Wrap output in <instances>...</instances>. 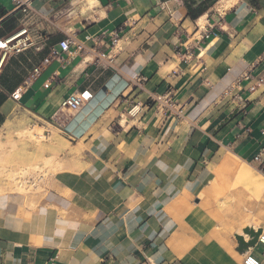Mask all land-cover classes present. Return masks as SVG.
<instances>
[{"label": "crops", "instance_id": "1", "mask_svg": "<svg viewBox=\"0 0 264 264\" xmlns=\"http://www.w3.org/2000/svg\"><path fill=\"white\" fill-rule=\"evenodd\" d=\"M28 6L0 0V40L26 28L35 44L0 48V127L31 109L57 121L82 157L44 194L0 191V264H245L247 255L264 264L263 243L240 252L235 236L254 224L264 232V203L226 233L218 205L233 180L234 190L252 184L241 162L264 171V0ZM220 7L223 28L197 45V23ZM67 37L84 49L35 74ZM84 90L92 97L80 111L62 106Z\"/></svg>", "mask_w": 264, "mask_h": 264}, {"label": "rangeland", "instance_id": "2", "mask_svg": "<svg viewBox=\"0 0 264 264\" xmlns=\"http://www.w3.org/2000/svg\"><path fill=\"white\" fill-rule=\"evenodd\" d=\"M56 122L40 118L31 109H18L0 127V191L44 194L52 177L67 167L68 160L82 157L78 147H73L71 142L59 136ZM241 165L249 169L243 175L248 181L253 182L260 176L264 178V171L255 163L244 161ZM234 182L218 204L224 214L220 223L224 233L225 230L240 229L246 207L264 203V193L253 183H244L234 190Z\"/></svg>", "mask_w": 264, "mask_h": 264}, {"label": "built area", "instance_id": "3", "mask_svg": "<svg viewBox=\"0 0 264 264\" xmlns=\"http://www.w3.org/2000/svg\"><path fill=\"white\" fill-rule=\"evenodd\" d=\"M15 7L23 8L26 10L28 8V3L31 0H12ZM227 11L224 7H220L219 10H217V17L215 19L207 18L206 23H197L198 28L201 30L200 37L197 39V45L201 43V41H205L210 39L213 35L216 34V29L223 28V24L226 20ZM22 33L16 37H13L15 34L5 37L3 40H0V48L4 50L5 53L12 52L14 54L21 53L30 47L35 46L32 36L27 32L26 28H23ZM19 31V32H20ZM187 32V31H186ZM25 33V35L22 36V34ZM188 33V32H187ZM88 38V37H87ZM119 39V31H113V38L112 43L115 45ZM14 41V42H13ZM85 44L83 42L78 41L77 39L73 37H67L59 42V46H53L50 49L49 56H46L43 59V63L41 65H38L34 68V73L39 74L42 69V65L44 63H47L50 61V57L57 58V59H63V53L67 52L69 54H74L76 52L81 51L84 49ZM40 49V47H37ZM190 54V51L188 52ZM50 84H46V86H49ZM12 98L15 100H19L21 98V88H17L12 94ZM153 97V95H150ZM92 97V94L88 90H84L82 92H72L69 94L65 100L62 103L63 107H68L73 111H80L82 108H84L85 103L90 100ZM151 97V98H152ZM260 156H257L259 158ZM263 243L264 244V232L260 235L259 240L257 243ZM245 264H261L260 260L257 259L253 255H247L244 260Z\"/></svg>", "mask_w": 264, "mask_h": 264}, {"label": "water", "instance_id": "4", "mask_svg": "<svg viewBox=\"0 0 264 264\" xmlns=\"http://www.w3.org/2000/svg\"><path fill=\"white\" fill-rule=\"evenodd\" d=\"M263 233V228L259 227L255 229L254 226H246L243 228V234L236 233L235 236L238 239L240 252H245L250 246H255L259 240L260 235ZM250 236L249 240L245 239V235Z\"/></svg>", "mask_w": 264, "mask_h": 264}, {"label": "bare ground", "instance_id": "5", "mask_svg": "<svg viewBox=\"0 0 264 264\" xmlns=\"http://www.w3.org/2000/svg\"><path fill=\"white\" fill-rule=\"evenodd\" d=\"M21 33H22V31H20ZM20 32H18V33H20ZM18 33H16L13 37H16L17 35H18ZM20 33V34H21ZM103 59H105L106 61H108L105 57H103ZM108 62H110V61H108ZM34 136V135H33ZM241 168V167H240ZM241 170H242V168H241ZM246 172V171H245ZM247 173V172H246ZM246 173H243V175H245ZM237 175H238V173H237ZM237 178V177H236ZM236 181V180H235ZM256 187H258L259 189H261V188H264V178L262 177L261 178V176H260V178H258V179H255V180H253V182H252ZM257 198V197H256ZM247 212V211H246ZM244 218V217H243ZM246 219H248V218H246ZM250 219H251V217H250ZM245 222V221H244ZM244 224V223H243ZM255 226V225H254ZM248 236V235H247Z\"/></svg>", "mask_w": 264, "mask_h": 264}, {"label": "trees", "instance_id": "6", "mask_svg": "<svg viewBox=\"0 0 264 264\" xmlns=\"http://www.w3.org/2000/svg\"><path fill=\"white\" fill-rule=\"evenodd\" d=\"M190 12L193 16H197V13L192 9L191 5L189 4Z\"/></svg>", "mask_w": 264, "mask_h": 264}]
</instances>
